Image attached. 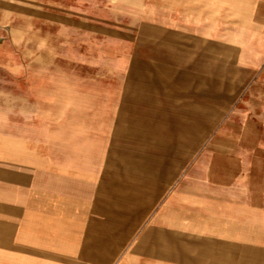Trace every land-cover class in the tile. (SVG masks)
<instances>
[{
    "label": "crops",
    "instance_id": "obj_1",
    "mask_svg": "<svg viewBox=\"0 0 264 264\" xmlns=\"http://www.w3.org/2000/svg\"><path fill=\"white\" fill-rule=\"evenodd\" d=\"M124 1L150 156L29 163L31 117L0 111V264H264V0ZM21 52L0 72L27 105Z\"/></svg>",
    "mask_w": 264,
    "mask_h": 264
},
{
    "label": "rangeland",
    "instance_id": "obj_2",
    "mask_svg": "<svg viewBox=\"0 0 264 264\" xmlns=\"http://www.w3.org/2000/svg\"><path fill=\"white\" fill-rule=\"evenodd\" d=\"M28 1L0 0V43L20 48L33 81L26 105L25 85L16 88L14 78L0 72V91L23 98L0 95V111L31 117L29 163L150 156L142 132L148 121L133 119V107L147 105L132 103L152 93V73L129 56L138 29L131 8H122L124 0H44L42 15L36 1Z\"/></svg>",
    "mask_w": 264,
    "mask_h": 264
}]
</instances>
